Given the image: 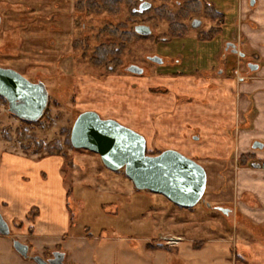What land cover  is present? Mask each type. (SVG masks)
Listing matches in <instances>:
<instances>
[{
    "label": "rangeland",
    "instance_id": "obj_1",
    "mask_svg": "<svg viewBox=\"0 0 264 264\" xmlns=\"http://www.w3.org/2000/svg\"><path fill=\"white\" fill-rule=\"evenodd\" d=\"M34 1L0 0V67L15 70L30 82H41L47 91L48 103L41 121L29 123L11 115L6 101L0 100V156L4 152L27 158H46L49 156H44V150L35 149L34 141L46 144L56 140L60 143L62 155L56 157L62 162L59 174L66 191V224L64 226L62 218L58 219L57 211L54 212L53 201L35 197L39 204L32 208L36 233L27 220L19 226L18 220L9 223L4 219L9 225L10 236L0 235V264H35L11 249L12 240L27 245L29 257L42 258L51 251H61L66 264H238L234 252L241 225L234 219L230 221L221 212L208 209L203 200L191 208H183L162 195L138 190L123 169L111 171L98 155L73 149L66 143L74 120L87 111L144 134L145 122L139 115L144 91L168 93L166 88H148L146 84V79L160 76L159 73L177 71L189 75L198 70L207 74H197L196 79L202 80L203 76L209 75L211 80H216L225 71L226 75L238 79L239 75L233 72L237 70L241 75L246 71V60H238L233 54L217 60L226 42L237 33L233 16H226L228 22L221 27V33L206 43L196 40L193 31L185 38L164 42L162 34L166 32V26L162 24L152 29L150 38L128 45L119 57L121 65L108 73L106 67H93L89 61L97 45L112 41L106 33L97 37L98 31L124 21L129 15L125 6L120 5V12L114 16L105 13L77 16L74 11L76 0H72V4L71 0ZM210 1L220 12L226 10L229 2ZM262 2L257 0L253 7L248 2L245 8L258 11ZM153 6H160L159 0H154ZM168 7L173 8L171 1ZM48 9L50 12L46 11ZM63 14L73 21L71 34L64 39L44 40L43 30L53 28L56 19L62 18ZM76 20L85 26L76 27ZM201 24V30L205 31L213 25L209 20H203ZM36 33L43 40L30 39ZM77 40L80 45L75 50ZM150 57L166 62L156 65L148 61ZM175 60L179 62L176 64ZM130 65L145 69L147 73L142 76L130 74L125 71ZM220 68L221 73H218ZM234 124L232 136V131L242 126L239 122ZM145 141L149 154L161 153L167 147L160 145L157 136H150ZM2 194L11 196L14 215H18L20 207L27 203L23 204L24 199H20L26 195L24 192L11 195L4 189ZM42 206L47 207L48 212L42 211ZM159 236L182 238L177 246L179 251L176 247H166ZM193 243L204 244L205 248L199 252L195 248L186 251Z\"/></svg>",
    "mask_w": 264,
    "mask_h": 264
},
{
    "label": "crops",
    "instance_id": "obj_2",
    "mask_svg": "<svg viewBox=\"0 0 264 264\" xmlns=\"http://www.w3.org/2000/svg\"><path fill=\"white\" fill-rule=\"evenodd\" d=\"M262 1L263 6L258 11L246 9L244 0H240L239 8L235 7L234 0H229L225 10L227 17L231 15L234 21L236 19L240 50L247 59L255 60L256 71L251 72L246 68V71L241 72V78L236 80L231 74L226 75L225 71L216 80H211L209 75L203 76L202 80L196 79L197 74L206 75L198 70L189 75L177 76H172L174 72L159 73L160 76L146 79V84L148 88H166L168 93L151 94L145 90L139 113L140 119L145 122V131L141 135L146 140L150 136H157L160 145H167L165 150H175L194 159L205 170L204 205L212 210L218 207L227 209L228 214L225 216L228 220L234 219L241 225L234 252L238 264H264V169L260 167L264 163ZM46 11L50 12L49 9ZM56 20L53 28L46 27L42 31L44 40L64 39L71 34L73 21L67 19L66 15ZM56 29H60L61 33ZM38 34L30 39L35 37L34 40H43ZM227 54L225 52L224 57ZM209 67L211 69L213 66ZM235 122L242 126L233 130L232 136L231 129L236 128ZM254 145L257 148H253ZM260 145L262 148L258 147ZM242 157L247 158L240 165ZM61 163V159L56 156L39 159L2 152L0 213L7 222L18 220L25 223V217L34 204L39 206L34 200L38 197L47 202L53 201L54 212L57 211L58 219L62 218L63 224H66V191L59 174ZM4 189L9 190L11 195L26 194L20 197L24 199L23 204L27 203L20 207L18 215L13 214L11 196L2 194ZM43 206L40 209L48 212L49 209ZM30 223L36 233V223ZM10 247L13 250L11 241ZM204 248V244H201L194 250L199 252Z\"/></svg>",
    "mask_w": 264,
    "mask_h": 264
},
{
    "label": "water",
    "instance_id": "obj_3",
    "mask_svg": "<svg viewBox=\"0 0 264 264\" xmlns=\"http://www.w3.org/2000/svg\"><path fill=\"white\" fill-rule=\"evenodd\" d=\"M139 35H148L144 26L135 28ZM237 52V51H236ZM242 56V55H241ZM162 64L161 59H150ZM254 72L257 65H249ZM130 74L141 75L142 70L129 66ZM0 98L6 101L8 112L25 122H37L47 107L48 94L41 82H30L17 71L0 67ZM73 149H82L99 156L102 164L111 171L123 169L125 176L138 190L164 196L173 204L191 208L203 199L206 172L197 162L175 150H165L158 155H146L145 138L137 132L111 119H102L97 113H80L70 131ZM262 148V146H258ZM253 148H257L256 145ZM224 215L228 210L218 207ZM0 235L10 236V228L0 213ZM13 250L23 259L35 264H63V253H55L53 260L45 262L41 257H29V247L12 240Z\"/></svg>",
    "mask_w": 264,
    "mask_h": 264
},
{
    "label": "trees",
    "instance_id": "obj_4",
    "mask_svg": "<svg viewBox=\"0 0 264 264\" xmlns=\"http://www.w3.org/2000/svg\"><path fill=\"white\" fill-rule=\"evenodd\" d=\"M163 1L165 2L167 0H163ZM137 3L138 0H76L75 1L74 11L77 16L79 15L87 16L89 14L100 15L102 13H105L110 16L118 15V13L120 12V5L125 6L129 14L124 21L118 22L115 25L105 26L98 31L96 35L97 37H100L101 35L106 33L110 38H112V41L108 43H101L96 46L89 61L91 66L106 67L108 73H113L121 65L119 57L126 50L127 46L141 38V36H138L133 30L134 24L136 23V21L134 22L133 20L137 19L138 15L136 13H133L132 11L136 7ZM198 6L199 5L197 4L184 5V7L181 8V13L183 12L182 20L185 21V19H187L190 16L191 12L193 11L192 7H198ZM209 12L213 13V10L210 9ZM175 17L176 15L169 10H160L159 8H154L152 10L151 16L147 19V22H151L152 20L155 21L164 20L168 24V32L171 37L184 36L186 34V25L182 23L183 21H176L177 23L178 22L182 23V24H176L174 21ZM75 26L76 27L80 26L83 28L85 25H79L78 21L76 20ZM216 33L217 31L210 30L208 34L204 37V39L210 41L214 38ZM204 39L202 38L201 40ZM79 45L80 42L78 40L75 41L74 49L77 50ZM158 92L165 93V91L163 90H159ZM0 100L5 101L2 98H0ZM40 121L41 119H39L37 122ZM70 131L71 128H69L68 130L66 143L71 147ZM21 135L25 137L23 133H21ZM34 143L36 146L35 149L37 151L44 150V156L62 155L61 145L56 140H52L46 144H43L40 141H34ZM158 154L160 153L149 154L148 151L146 150V155L155 156ZM246 158L247 157H242L240 159L239 162L240 165H242V162L246 161ZM34 216L35 214L33 213V209H31L26 215L25 219L29 222H33ZM18 224L20 226L21 222H19ZM192 245L196 248L201 244L193 243Z\"/></svg>",
    "mask_w": 264,
    "mask_h": 264
},
{
    "label": "flooded vegetation",
    "instance_id": "obj_5",
    "mask_svg": "<svg viewBox=\"0 0 264 264\" xmlns=\"http://www.w3.org/2000/svg\"><path fill=\"white\" fill-rule=\"evenodd\" d=\"M170 1H171L172 5H173L172 9H170L168 7ZM224 1H228V0H224ZM245 1L246 0H244V3H245ZM256 1L257 0H249L248 2H250L251 7H253V6H255ZM159 2H160V6H158V7L155 6L154 7L152 0H138L137 5L133 9L132 12L136 13L138 15L137 19H139V21H137L134 24L133 30L135 32V28L136 27L144 26V27H147L149 29V34L148 35H139V34H137L135 32L138 36H141V38L138 39L137 41L145 40V39L150 38L151 37V33H152V29H157V28L160 27V25L164 24L166 26V32L162 34V36H163L162 41H164V42L169 41L171 39L185 38V37L188 36V33H190V31H193L194 35H195L194 38L196 40L206 43V42H210L211 41V40L208 41V40L204 39V37L208 34V32L210 30L217 31V33L214 36V38H215L217 35H219V33H221V30H222L221 27L224 25V23L227 20L225 11L224 12H220L218 9H216V7L213 5V3L210 0H167L165 2L163 0H159ZM234 2H235V7L239 8L240 0H234ZM248 2L245 3V5H247ZM183 4L184 5L197 4V5L200 6V9H199V6L198 7H192L193 11L191 12L190 16L187 19H185V21H184V20H182L183 12L181 13V8L184 7ZM247 7H248V5H247ZM154 8H159L160 10H169L172 13H174L176 15L175 20H174L175 23L176 24H182L183 23L184 25H186V34L184 36H172L171 37L169 35V32H168V24L164 20H156V21L152 20L151 22H147V19L151 16L152 10ZM210 9L213 10V13L209 12ZM253 9H249V10H253ZM180 18H181V20H180ZM203 20L211 21V23L213 24L212 27H210L206 31L205 30H201V27H202L201 23H202ZM176 21H183V22L182 23H180V22L177 23ZM235 21H236V19H235ZM152 26H155V28L152 27ZM202 38L204 40H201ZM239 39H240V37H239V35L237 33H236V35L232 34L231 41H229L228 43H226L224 45V48H223L222 52L218 55L217 60H220L221 57L225 56V52H228L229 54L235 55L238 60H246L247 62L244 65L249 70V65H256V64L253 63V62L248 61L249 59H247L245 54L242 53V51L240 50V41H239ZM151 58H153V57L148 58V61L151 62V63H154V62H152L150 60ZM156 58H158V57H156ZM159 59H161L162 64H164L166 62L162 58H159ZM175 62L177 64L179 62V60H175ZM219 63H220V61H219ZM154 64H156V63H154ZM156 65H159V64H156ZM130 66H135V65H130ZM127 68L125 69V71L127 70ZM138 68H140V67H138ZM212 68H214V67H212ZM140 69L143 72H142L141 75H137V76H142L145 73H147L145 71V69H142V68H140ZM236 71L237 70H235L234 72H236ZM217 72L221 73V68ZM204 74H207V73H204ZM177 75H183V74L181 72H177V71L175 72L174 71L172 76H177ZM238 75H239L238 79H240L241 76H240L239 72H238ZM36 82H38V81H36ZM29 250H30V248H29ZM55 253H63V252L54 250V251H51L49 253V255H47L46 257H42V259L45 262L49 263L51 260H53V255ZM28 260H31V259H28ZM63 264H66L65 263V256L63 258Z\"/></svg>",
    "mask_w": 264,
    "mask_h": 264
},
{
    "label": "built area",
    "instance_id": "obj_6",
    "mask_svg": "<svg viewBox=\"0 0 264 264\" xmlns=\"http://www.w3.org/2000/svg\"><path fill=\"white\" fill-rule=\"evenodd\" d=\"M260 167L262 168V169H264V163H262L261 165H260ZM160 241H162L163 242V244L166 246V247H176V246H178L182 241H183V239L182 238H180V237H174V236H159V238H158ZM158 240V241H159ZM161 242V243H162Z\"/></svg>",
    "mask_w": 264,
    "mask_h": 264
}]
</instances>
